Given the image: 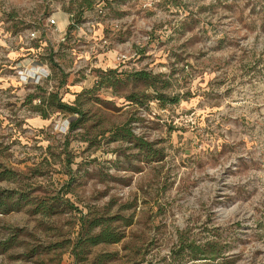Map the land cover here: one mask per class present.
<instances>
[{"label":"rangeland","instance_id":"rangeland-1","mask_svg":"<svg viewBox=\"0 0 264 264\" xmlns=\"http://www.w3.org/2000/svg\"><path fill=\"white\" fill-rule=\"evenodd\" d=\"M7 191L0 264H264V0H0Z\"/></svg>","mask_w":264,"mask_h":264},{"label":"trees","instance_id":"trees-1","mask_svg":"<svg viewBox=\"0 0 264 264\" xmlns=\"http://www.w3.org/2000/svg\"><path fill=\"white\" fill-rule=\"evenodd\" d=\"M136 76L145 80L152 79V76L147 72H139L136 74ZM178 100V98H173L171 101L172 103H177ZM62 107L68 109L71 112L80 113V110L75 106L63 104ZM78 122V120L73 121L70 125V129L74 130L75 128H77ZM6 193L7 194H4V199L2 198V200H0V209H3L4 213L20 209V206H18V204L9 203L10 200L15 196V194H17V192L7 191ZM55 199H57L56 202L49 206H46L44 203L40 204L36 208V211L39 212V210H43L44 213H54L58 208V202H62L66 207L77 209L79 211V208L74 206L69 199H65L62 196H59ZM81 213V231L76 248L81 247L83 249V253H87L86 251H89V248L98 246L100 244L119 243L124 238L123 233L117 232V230L113 228V225L111 223V221L114 219L113 217L99 216L96 212L93 211H90L88 213L82 211ZM181 248L182 251L186 249L189 250L190 255L194 259L217 260L219 258V254L222 251L216 241L198 243L195 239L190 241L189 238L184 237L181 238ZM4 250H6V248ZM75 255L76 259L80 258V253L75 252ZM104 257H109V255H104L101 256V258L98 257L97 259L101 261V259H103Z\"/></svg>","mask_w":264,"mask_h":264},{"label":"built area","instance_id":"built-area-1","mask_svg":"<svg viewBox=\"0 0 264 264\" xmlns=\"http://www.w3.org/2000/svg\"><path fill=\"white\" fill-rule=\"evenodd\" d=\"M51 23L56 24V20L55 19H52L51 20ZM32 36H36V33H33Z\"/></svg>","mask_w":264,"mask_h":264}]
</instances>
